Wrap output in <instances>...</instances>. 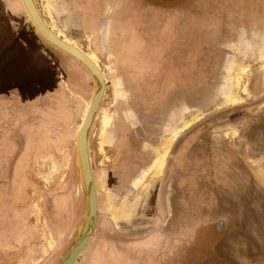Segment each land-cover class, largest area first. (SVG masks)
I'll return each instance as SVG.
<instances>
[{
    "label": "rangeland",
    "instance_id": "374dc122",
    "mask_svg": "<svg viewBox=\"0 0 264 264\" xmlns=\"http://www.w3.org/2000/svg\"><path fill=\"white\" fill-rule=\"evenodd\" d=\"M19 1L5 0L7 23L16 19L23 46L0 29V237L25 243L5 245L14 254L4 264H59L76 233L68 249L54 248L48 222L58 197L70 198L73 224L85 211L74 142L93 81L37 35ZM35 1L50 29L85 52L106 82L89 135L98 233L116 220L120 237L150 231L134 227L156 215L144 205L150 177L140 178V171L177 133L153 187L166 206L167 232H182L199 255L183 244V253L165 257V264H264V0H149V6L139 0L132 15L150 14L140 18L151 44L138 48L130 69L116 68L107 44L95 49L81 12L72 19L63 0ZM222 13L229 26L215 35ZM43 70L49 80L39 84ZM36 246L37 261L25 260Z\"/></svg>",
    "mask_w": 264,
    "mask_h": 264
},
{
    "label": "crops",
    "instance_id": "0c3cea01",
    "mask_svg": "<svg viewBox=\"0 0 264 264\" xmlns=\"http://www.w3.org/2000/svg\"><path fill=\"white\" fill-rule=\"evenodd\" d=\"M3 1L4 2L0 1V29H8L9 34H13L12 36L14 37V41L19 38V43L21 46H23L21 41L22 36L18 32L19 30L16 29V19H14L15 22L12 25L10 23H7V20L11 19V15H8V12L6 11V2L5 0ZM19 2L22 6L21 1ZM62 2L68 6L67 9L70 17H72L73 13H78L77 11H79V13L81 12L80 26L84 28L85 32H89L88 36L86 34V38L90 37L95 49H97V47L101 46V44L104 43L109 46H106L105 50L107 52L116 54L114 62L116 68L130 69L132 68V66H136L138 64H135V62H138L137 60H135L137 58L136 53L138 51V48L141 45H146V42H148L149 45L151 44L149 35L145 33L148 26L145 24V20H143L147 19V17L149 18L150 14L146 13L145 9H143L142 12L144 13V15H132V11L135 10L134 5L139 4V0H63ZM143 2L145 6L151 5V3L145 4V1H142V3ZM214 3L221 4L219 0H214ZM35 4L38 8L36 1ZM38 11L46 23V20L44 19L39 8ZM119 14H123L122 19L118 18ZM145 14H148V16H146ZM224 15L225 14L222 13L220 17H215L217 18L214 20L216 24L212 25V29L213 31H215V35L219 34L221 28H224V25L229 26L227 25V19L223 17ZM143 16V19L140 18ZM14 18H17V16L14 15ZM72 19L74 18L72 17ZM108 25L109 37L105 34V28ZM47 26L51 28L48 24ZM195 26L196 25L194 24V22H192L191 28ZM137 27L139 28L138 30ZM153 48H160V44L158 43L157 46ZM26 53V65H28L29 63L32 64L33 58H31L28 51H26ZM121 54H127L126 59L130 60L121 61ZM128 54H131L132 56H129ZM44 76L45 80L47 78L49 79L50 72L48 70L41 71L37 79L44 80ZM20 118L22 122V111H20ZM172 136H175L176 138L177 133H174ZM175 138L172 137L171 142ZM170 143L167 146L163 147L161 153L159 154V157L154 161L152 166L146 165L140 171V178H145L146 175L150 177L148 185L151 188L150 190H148V197L144 199V205L154 207V209L156 210V215L153 217L154 219L149 223L142 221L137 224H134V227L142 229L148 227L150 231L143 232V234L133 237H120L117 229L120 228L121 221L116 220L112 224L111 222H107L105 226L106 232L98 233V229L100 227L98 224V219L95 230L91 238L89 239L87 245L85 246L84 250L82 251L76 264H151L150 260L152 258L159 264H165V257L175 254L176 252L183 253L184 245H187L186 248L188 250H193H191L190 247L192 243H190L187 238L182 237V232L179 233L180 236L175 233L167 232V221L161 220V214H164L166 212V206L163 205L164 203H162L161 201V191L159 190V188L157 189L153 187V181L162 178L165 174V156L168 152ZM134 158L141 159V157L139 156H136ZM140 191L146 190L143 189ZM70 205L72 204L69 197H58L56 201V210H54L52 218L50 219V222H48L49 235L51 236V239L53 241L54 248L59 245L62 246V249L64 247L68 249L70 246V238L72 237V235H75L76 233V237L78 236V228L82 223V219L86 212V206L85 211L81 215V218L79 220L80 222L78 221L76 222V224H73L75 213L74 211H71ZM8 226L10 228L12 225L10 224ZM12 227L14 229V227L17 226ZM108 229H111V231ZM187 236L188 234L186 233V237ZM73 241L71 242V246L68 252L72 248ZM23 243H25L23 239L17 241L11 240L7 242L5 239L2 240V238L0 237V264H4L8 261L9 254H14V252L8 253L7 250L4 248L5 245L16 246L22 245ZM39 251L40 249L37 246L35 248L30 249L28 251L29 253H26L24 259L37 261L40 255ZM194 255L196 256L195 258L198 257L199 249H195ZM156 262H154L153 264H155Z\"/></svg>",
    "mask_w": 264,
    "mask_h": 264
},
{
    "label": "water",
    "instance_id": "95a60500",
    "mask_svg": "<svg viewBox=\"0 0 264 264\" xmlns=\"http://www.w3.org/2000/svg\"><path fill=\"white\" fill-rule=\"evenodd\" d=\"M28 21L37 35L52 49L79 63L88 71L93 81V93L81 124L75 134V163L79 173V190L86 198V212L78 228V236L70 251L59 264H76L91 238L98 220L96 184L92 174L89 156V135L103 105L107 86L98 67L82 50L58 37L45 23L34 0H20Z\"/></svg>",
    "mask_w": 264,
    "mask_h": 264
},
{
    "label": "flooded vegetation",
    "instance_id": "af4514ba",
    "mask_svg": "<svg viewBox=\"0 0 264 264\" xmlns=\"http://www.w3.org/2000/svg\"><path fill=\"white\" fill-rule=\"evenodd\" d=\"M141 1H145V2H147V1H149V0H141ZM46 80H49L48 78L46 79ZM45 79L44 80H42V79H38L37 81H38V83L39 84H41L42 82L43 83H45V81H46ZM42 83V84H43ZM0 114H1V110H0ZM4 114V113H3ZM4 116V115H3ZM3 118V120L5 119V117H2ZM1 122H2V119H1V115H0V124H1ZM138 179H136V181H137ZM0 211H3V208L0 206ZM210 228H216V226H213V227H210ZM210 238V237H209Z\"/></svg>",
    "mask_w": 264,
    "mask_h": 264
},
{
    "label": "bare ground",
    "instance_id": "6f19581e",
    "mask_svg": "<svg viewBox=\"0 0 264 264\" xmlns=\"http://www.w3.org/2000/svg\"><path fill=\"white\" fill-rule=\"evenodd\" d=\"M86 54V53H85ZM87 55V54H86ZM88 56V55H87ZM89 57V56H88ZM90 58V57H89ZM91 59V58H90ZM92 60V59H91ZM93 61V60H92ZM94 62V61H93ZM95 63V62H94ZM96 64V63H95Z\"/></svg>",
    "mask_w": 264,
    "mask_h": 264
}]
</instances>
